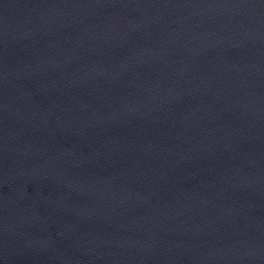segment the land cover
<instances>
[{
	"label": "water",
	"instance_id": "95a60500",
	"mask_svg": "<svg viewBox=\"0 0 264 264\" xmlns=\"http://www.w3.org/2000/svg\"><path fill=\"white\" fill-rule=\"evenodd\" d=\"M0 264H264V0H0Z\"/></svg>",
	"mask_w": 264,
	"mask_h": 264
}]
</instances>
